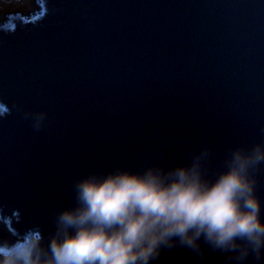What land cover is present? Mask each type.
<instances>
[{
	"label": "water",
	"instance_id": "water-1",
	"mask_svg": "<svg viewBox=\"0 0 264 264\" xmlns=\"http://www.w3.org/2000/svg\"><path fill=\"white\" fill-rule=\"evenodd\" d=\"M264 144V0H38L0 23V260L42 258L74 182ZM264 222V165L253 170ZM152 264H237L200 241ZM242 264H264L250 253Z\"/></svg>",
	"mask_w": 264,
	"mask_h": 264
},
{
	"label": "clouds",
	"instance_id": "clouds-1",
	"mask_svg": "<svg viewBox=\"0 0 264 264\" xmlns=\"http://www.w3.org/2000/svg\"><path fill=\"white\" fill-rule=\"evenodd\" d=\"M207 156L204 149L185 166L117 168L75 181L74 206L56 215L44 257L28 252L0 264H152L176 246L203 259L201 240L237 264L250 253L259 259L264 222L251 173L264 165V144L230 150L211 180Z\"/></svg>",
	"mask_w": 264,
	"mask_h": 264
},
{
	"label": "rangeland",
	"instance_id": "rangeland-1",
	"mask_svg": "<svg viewBox=\"0 0 264 264\" xmlns=\"http://www.w3.org/2000/svg\"><path fill=\"white\" fill-rule=\"evenodd\" d=\"M38 3V0H0V23L12 13ZM0 236H2L0 227Z\"/></svg>",
	"mask_w": 264,
	"mask_h": 264
}]
</instances>
